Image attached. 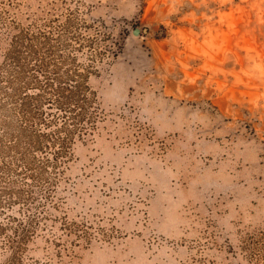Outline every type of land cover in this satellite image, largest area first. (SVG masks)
<instances>
[{
	"label": "rangeland",
	"instance_id": "obj_1",
	"mask_svg": "<svg viewBox=\"0 0 264 264\" xmlns=\"http://www.w3.org/2000/svg\"><path fill=\"white\" fill-rule=\"evenodd\" d=\"M27 27L68 28L78 62L101 52L88 80L101 112L59 170L32 180L9 145L20 111L11 97L0 107V223L32 219L20 264L264 253V0H0L3 79ZM11 235L0 230V262Z\"/></svg>",
	"mask_w": 264,
	"mask_h": 264
},
{
	"label": "trees",
	"instance_id": "obj_2",
	"mask_svg": "<svg viewBox=\"0 0 264 264\" xmlns=\"http://www.w3.org/2000/svg\"><path fill=\"white\" fill-rule=\"evenodd\" d=\"M67 31L22 29L6 54L4 65L11 73L6 79L0 73V81L8 83L0 85L4 98L0 107L11 97L20 111V123L9 145L22 144L21 170L32 180L43 178L50 168L59 170L68 160L76 137L90 134L101 112L97 93L88 83L90 74L99 70L95 59L101 52L87 64L78 62L68 51L80 48L67 40ZM92 44L96 49L94 40ZM38 151L41 158L35 153ZM7 166L0 164L3 169ZM9 217L10 222L0 223V230H13L5 244L11 254L0 264H20L32 219ZM248 257L250 264H264L262 252L253 251Z\"/></svg>",
	"mask_w": 264,
	"mask_h": 264
},
{
	"label": "water",
	"instance_id": "obj_3",
	"mask_svg": "<svg viewBox=\"0 0 264 264\" xmlns=\"http://www.w3.org/2000/svg\"><path fill=\"white\" fill-rule=\"evenodd\" d=\"M144 30L147 31L146 28ZM140 32H141V28L138 26L133 29V33H135V34H140Z\"/></svg>",
	"mask_w": 264,
	"mask_h": 264
}]
</instances>
